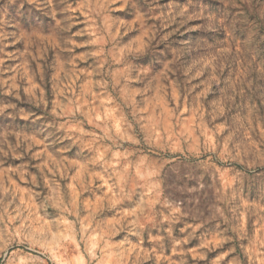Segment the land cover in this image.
I'll list each match as a JSON object with an SVG mask.
<instances>
[{"label":"clouds","instance_id":"obj_1","mask_svg":"<svg viewBox=\"0 0 264 264\" xmlns=\"http://www.w3.org/2000/svg\"><path fill=\"white\" fill-rule=\"evenodd\" d=\"M0 264H264V0H0Z\"/></svg>","mask_w":264,"mask_h":264},{"label":"rangeland","instance_id":"obj_2","mask_svg":"<svg viewBox=\"0 0 264 264\" xmlns=\"http://www.w3.org/2000/svg\"><path fill=\"white\" fill-rule=\"evenodd\" d=\"M161 2H162V3H167V0H161ZM197 23H199V22H198V21H192V22H191V24H192L193 27H195V25H196ZM197 31H199V30L197 29ZM193 34H196V33H193ZM8 50L10 51V50H12V49L10 48V49H8ZM193 243H195V242H193Z\"/></svg>","mask_w":264,"mask_h":264}]
</instances>
